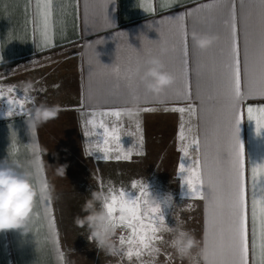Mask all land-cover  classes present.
Instances as JSON below:
<instances>
[{
    "label": "crops",
    "instance_id": "0c3cea01",
    "mask_svg": "<svg viewBox=\"0 0 264 264\" xmlns=\"http://www.w3.org/2000/svg\"><path fill=\"white\" fill-rule=\"evenodd\" d=\"M211 2L54 0V39L45 45L34 22L35 0H0V91L3 92L0 97V160L7 158L33 170L37 185H47V190L51 189L53 193L51 199L46 195L44 200L39 198L27 233L19 230L0 232V264H61L59 252L63 253V264H76L75 251L80 247L73 241L76 230L69 231L65 219L67 212L62 215L63 202L54 194L53 185L63 175L59 172L60 166L69 165L66 153H75L72 148L77 149L79 145L82 152L88 145L91 154L101 156L97 159L99 162L110 164L116 183L132 187L136 182L139 189L144 186L151 193L147 199L152 206L169 197L170 206L162 207L166 227L179 223L203 241L206 200L190 197L188 186L181 179L179 165L185 162L187 167L191 160L200 159L205 180L209 166L227 168L224 155L229 143V129L223 115L227 100L223 95L222 62L225 45L219 13L201 8L202 4ZM197 8L201 10L193 12ZM246 10L249 25L258 31L259 0H249ZM188 12H193L192 16L186 17L192 99L183 100L180 52L176 47L177 22L173 18ZM244 15L245 10L237 4L242 92L246 90L248 78L244 61ZM194 25L195 31L219 36L207 51L199 50L191 39ZM162 41H167L169 46L163 56L164 62L177 77L162 97L147 92L138 78H134L130 86L126 79H116L104 65L111 66L116 62L134 68L147 55L159 54ZM254 50L253 42L250 45V71L253 70L251 56ZM10 87L12 92H8ZM8 99L24 100L25 111L7 115L11 109ZM41 104L57 105L60 111L57 118L32 128L28 120L35 107ZM189 105L195 107V115L170 110ZM249 106L254 109L264 107V96L245 97L241 103L244 119L240 124L249 212L250 264H257L255 250L251 248V209L253 200L257 208L264 202V134L257 135L255 121L248 120ZM111 109H120L124 114L119 121L105 120L109 128H119L120 140L110 141V158L104 159L105 153L98 150V145L103 147L100 137L85 135L86 131H95L91 126L86 127V121L91 119L93 111ZM181 123L186 135L183 142L178 135ZM191 136L199 137L202 147L200 152L190 148L189 156L185 157L180 148L189 144ZM217 151L219 160L216 159ZM124 154H130L131 158H116ZM38 167L39 172L36 171ZM253 168L257 169L255 187ZM53 218L54 228L50 225ZM158 235L163 239L154 242L152 247L159 249L155 255L145 250L139 258L133 256L129 260L125 255L128 246L121 245L118 249L120 263L189 264L169 246L170 232L162 231ZM94 249L101 251L96 244ZM97 256L98 261L93 264H100L98 253ZM107 264H116L111 255ZM195 264H202L199 256H196Z\"/></svg>",
    "mask_w": 264,
    "mask_h": 264
},
{
    "label": "snow or ice",
    "instance_id": "6c2138e0",
    "mask_svg": "<svg viewBox=\"0 0 264 264\" xmlns=\"http://www.w3.org/2000/svg\"><path fill=\"white\" fill-rule=\"evenodd\" d=\"M112 0H106L111 3ZM249 0H212L211 3L202 4L201 8L210 12L216 11L220 17V28L223 33V95L227 104L224 110V120L229 129V143L224 159L227 168L213 169L208 167L207 178L204 176V166L200 159H193L186 167L185 162L180 163L179 171L184 184L188 186L190 197L206 200L207 219L205 222L206 243L215 249V256L211 264H250V239H249V212L247 201V187L245 176V162L243 158L244 144L240 138V124L244 119V112L241 103L245 97L254 95L264 96V0H259L260 13L258 31L249 25L247 19L246 5ZM237 4L245 10V36H244V61L245 72L247 74L246 90L242 92L241 81V50L238 41ZM36 17L35 24L39 28L42 42L45 45L52 43L54 39V0H35ZM201 9H194L198 13ZM193 12L181 14L173 19L177 22V44L179 55V74L183 79V100L192 99V90L189 80L188 67V45L189 32L187 28V16H192ZM195 31V25L193 26ZM192 31V32H193ZM250 37H253L250 40ZM192 39V38H191ZM254 42L255 50L251 56L252 71L249 70L250 45ZM129 86L134 78L126 79ZM9 88L8 92H12ZM3 92L0 91V97ZM25 99H29L25 97ZM11 109L7 115H12L14 111L24 112V100L8 99ZM153 109H144L152 111ZM174 112L195 115L194 106L176 107L170 109ZM27 114V113H26ZM123 111L111 109L106 111H93L91 119L86 121V127L91 126L95 131L85 135H98L100 144L98 150L105 153L104 159H109L108 153L112 151L110 141H119V128L113 126L109 128L105 123L108 118L115 121L121 120ZM30 115V114H29ZM248 120L255 121L257 135L264 134V107L254 109L247 108ZM190 131V130H189ZM179 139L183 142L186 139L184 124L181 123L179 129ZM142 143V139H141ZM207 143V138L205 139ZM201 141L197 136L189 138V144L182 146L180 151L185 157L189 156V149L196 152L201 150ZM38 152V148H37ZM117 159H130V154L117 155ZM216 159H220L217 151ZM39 162V155H37ZM207 161V153H205ZM37 172L41 171L38 167ZM264 171V169H262ZM257 169L253 168V187H255ZM205 185H207L205 187ZM137 183L133 182L132 188H136ZM41 200L45 199L44 193L47 185L40 186ZM111 196L104 203V207L112 218L116 227L126 228L128 237L122 234L119 238L120 244L127 245L125 255L129 260L133 256L139 258L145 250L152 251L154 242L162 240L158 233L165 231V215L162 211L164 205H169V197L163 202L152 206L147 197L151 194L144 186H141L136 196L132 198L131 192L119 190V195L112 189L109 190ZM119 213V215H117ZM38 214V213H37ZM252 222V242L251 248L255 250L257 264H264V202L257 208L256 201L253 200L251 209ZM257 223L259 231L257 232ZM54 218L50 220V225L54 228ZM55 243L59 245L58 234ZM159 251L158 248H156ZM59 251V249H58ZM59 260L63 264V253L59 252Z\"/></svg>",
    "mask_w": 264,
    "mask_h": 264
},
{
    "label": "clouds",
    "instance_id": "9594fccd",
    "mask_svg": "<svg viewBox=\"0 0 264 264\" xmlns=\"http://www.w3.org/2000/svg\"><path fill=\"white\" fill-rule=\"evenodd\" d=\"M191 38L199 50L207 51L217 42L219 36L193 31ZM168 51L167 41H162L159 54L147 55L134 68L122 66L116 62L111 66L103 64L108 66L111 75L116 79L138 78L147 92L155 97H162L177 79L167 69L163 59ZM27 87L30 88L31 85ZM59 111L60 108L57 105L41 104L32 111L28 124L32 128L38 127L57 118ZM35 166L34 164L33 168ZM59 172L66 173L65 165L60 166ZM44 195L51 199L52 190L48 189ZM40 197V186L34 180L33 170L24 168L19 163L9 161L7 158L0 160V232L19 230L24 234L27 233L30 230ZM109 198V193L93 191L91 198L85 202L82 208L86 215L78 216L75 222L80 227L87 226L89 232L87 239L90 243L94 242L99 250L105 251L109 255H115L118 249L113 237L118 227L114 226L112 218L104 207L105 201ZM98 204L99 207H97ZM165 231L171 233L168 243L179 258L187 260L189 264H195L196 256H199L202 264H211L216 253L215 249L206 243V235L201 241L179 223L171 228L166 227ZM157 252L153 247L151 254L155 255Z\"/></svg>",
    "mask_w": 264,
    "mask_h": 264
},
{
    "label": "rangeland",
    "instance_id": "374dc122",
    "mask_svg": "<svg viewBox=\"0 0 264 264\" xmlns=\"http://www.w3.org/2000/svg\"><path fill=\"white\" fill-rule=\"evenodd\" d=\"M88 145L82 148L80 145L76 149L75 146L72 148L75 153H66V161H69V165L66 167V173L61 177L57 178V181L53 185V192L55 195L61 198L62 204V215L67 212L66 218L68 221L69 231L75 229L76 232L73 233V241L78 243L80 247L75 251L76 264H93L97 259V253L99 254L100 264H107L109 259V254L105 251H97L94 249L95 243H90L87 239L89 232L87 226L80 227L76 224V218L83 217L86 215L82 211L85 202L91 198L92 192L104 191L110 193V189L119 195V190L123 189L125 192H131L132 198L138 192L139 187L135 189L132 187L124 186L122 184L116 183L115 179L111 174L114 173L112 169L110 170V164L108 162H99L100 155H93L88 151ZM67 165V163H66ZM65 200V201H63ZM99 207V204L97 205ZM119 215V213H117ZM128 235V230L126 228L118 227L115 236L113 237L114 243L117 249L120 248V236ZM112 259L116 261V264H121L118 258V252L115 255H111ZM84 261H82V260Z\"/></svg>",
    "mask_w": 264,
    "mask_h": 264
},
{
    "label": "built area",
    "instance_id": "2783aa9c",
    "mask_svg": "<svg viewBox=\"0 0 264 264\" xmlns=\"http://www.w3.org/2000/svg\"><path fill=\"white\" fill-rule=\"evenodd\" d=\"M1 102V101H0Z\"/></svg>",
    "mask_w": 264,
    "mask_h": 264
}]
</instances>
